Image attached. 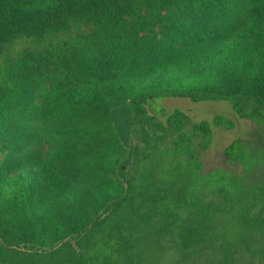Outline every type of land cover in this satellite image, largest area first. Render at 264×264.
Here are the masks:
<instances>
[{
	"label": "trees",
	"instance_id": "trees-1",
	"mask_svg": "<svg viewBox=\"0 0 264 264\" xmlns=\"http://www.w3.org/2000/svg\"><path fill=\"white\" fill-rule=\"evenodd\" d=\"M169 97L264 127V0H0V264H264V132Z\"/></svg>",
	"mask_w": 264,
	"mask_h": 264
},
{
	"label": "rangeland",
	"instance_id": "rangeland-1",
	"mask_svg": "<svg viewBox=\"0 0 264 264\" xmlns=\"http://www.w3.org/2000/svg\"><path fill=\"white\" fill-rule=\"evenodd\" d=\"M24 46V42H20L15 45V48L18 50ZM157 101L159 103L156 104V107H165L169 110L181 109L191 117L192 121L202 119L211 121L217 115H224L236 122V126L233 129L213 127L214 137L212 144L207 150L201 153L204 172L217 167L233 169L224 154L225 147L235 139L250 138L255 131L264 132V127L240 118L227 101L192 102L190 99L182 97L160 98ZM234 170L239 172L240 167Z\"/></svg>",
	"mask_w": 264,
	"mask_h": 264
}]
</instances>
